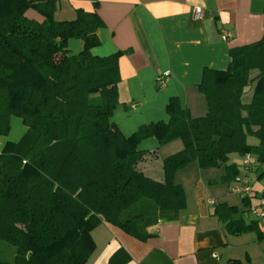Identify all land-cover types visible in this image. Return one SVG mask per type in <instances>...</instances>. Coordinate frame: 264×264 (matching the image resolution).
Instances as JSON below:
<instances>
[{
  "label": "trees",
  "instance_id": "obj_1",
  "mask_svg": "<svg viewBox=\"0 0 264 264\" xmlns=\"http://www.w3.org/2000/svg\"><path fill=\"white\" fill-rule=\"evenodd\" d=\"M29 10L44 21L27 17ZM57 10L58 0H0V134L9 133L12 116L28 127L0 155V242L15 251L0 264H86L96 249L91 233L102 224L146 240L150 227L186 208L174 176L192 163L201 170L224 167L233 182L241 172L229 156L252 154L257 164L250 170L264 178L258 167L264 163V38L232 49L227 71L204 70L200 89L209 114L193 119L174 98L169 123L125 137L111 122L120 54L91 52L100 45L101 18L79 11L76 19L59 21ZM71 39L83 41L81 53H69ZM152 137L161 146L183 143L164 160L165 182L137 168L146 155L138 146ZM250 137L259 144H249ZM229 226L244 233L254 223ZM128 260L120 251L110 263Z\"/></svg>",
  "mask_w": 264,
  "mask_h": 264
},
{
  "label": "crops",
  "instance_id": "obj_2",
  "mask_svg": "<svg viewBox=\"0 0 264 264\" xmlns=\"http://www.w3.org/2000/svg\"><path fill=\"white\" fill-rule=\"evenodd\" d=\"M196 7L204 11L202 19L195 17ZM79 11L96 13L102 20L96 32L100 45L93 55L120 54L119 104L111 122L125 137L145 125L169 123L167 107L174 98L193 119L209 114L200 89L204 70L227 71L232 49L264 38V0H58L55 17L70 21ZM26 15L44 21L35 10ZM67 47L77 55L84 43L71 39ZM167 72L171 76L161 87L158 78ZM10 121L9 133L0 134V155L9 143L27 135L23 119L12 116ZM248 143L259 141L250 137ZM138 150L146 153L138 170L165 182L164 160L182 151L183 143L161 146L152 137ZM229 157V164L238 165L240 175L249 179L252 194L247 202L232 191L235 181L226 180L224 167L201 170L192 163L174 176L185 190L186 208L160 219L144 241L108 224L98 226L91 233L96 249L86 264H111L120 251L129 256L126 264H264V218L254 214L264 202V178H257L256 168L246 170L245 156ZM258 167L264 173V163ZM237 220L254 223L252 231L235 233L229 222Z\"/></svg>",
  "mask_w": 264,
  "mask_h": 264
},
{
  "label": "built area",
  "instance_id": "obj_3",
  "mask_svg": "<svg viewBox=\"0 0 264 264\" xmlns=\"http://www.w3.org/2000/svg\"><path fill=\"white\" fill-rule=\"evenodd\" d=\"M194 14L197 19H202L204 15V11L201 7H196ZM170 76L171 75L169 72L161 75L158 78L159 85L161 87H165L169 81ZM243 164L246 170H250L257 164V159L252 154H247L244 157ZM232 191L236 194L241 195L242 198L249 197L252 194V188L250 186L248 177L245 175L242 176L239 175L235 180ZM254 214L256 215V217L258 216L259 218H264V202H262L260 206L258 207L256 206V208L254 209Z\"/></svg>",
  "mask_w": 264,
  "mask_h": 264
},
{
  "label": "rangeland",
  "instance_id": "obj_4",
  "mask_svg": "<svg viewBox=\"0 0 264 264\" xmlns=\"http://www.w3.org/2000/svg\"><path fill=\"white\" fill-rule=\"evenodd\" d=\"M14 255V248L7 246L6 243L0 242V260L12 261Z\"/></svg>",
  "mask_w": 264,
  "mask_h": 264
}]
</instances>
